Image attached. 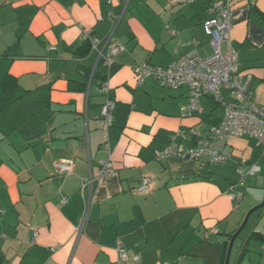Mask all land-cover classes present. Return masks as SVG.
<instances>
[{"label":"crops","instance_id":"0c3cea01","mask_svg":"<svg viewBox=\"0 0 264 264\" xmlns=\"http://www.w3.org/2000/svg\"><path fill=\"white\" fill-rule=\"evenodd\" d=\"M215 1L0 0L2 264H124L119 239L139 255L136 264L226 263L233 235L248 210L262 203L261 196L249 201L243 193L238 200L232 192L248 180L261 187L264 147L255 138L232 136L210 142L224 161H158L156 150L175 131L191 139L195 129L207 137L224 107L204 98V114L182 118L186 87L170 89L151 78L138 83L133 70L166 65L191 49L209 57L203 22ZM225 1L231 38L223 48L239 53L240 70L252 77L253 100L264 103V0ZM88 31L99 45L81 57L76 51ZM115 43L124 49L114 64L98 67L101 51ZM95 70L101 75L93 80ZM101 76L116 103L108 174L101 173L109 156ZM61 160L73 162L72 173L59 171ZM254 164L259 171L242 174ZM90 176L93 185L82 192ZM144 179L150 190L139 193ZM252 217L235 264L253 231L262 237L249 241L239 264H264V207Z\"/></svg>","mask_w":264,"mask_h":264},{"label":"built area","instance_id":"2783aa9c","mask_svg":"<svg viewBox=\"0 0 264 264\" xmlns=\"http://www.w3.org/2000/svg\"><path fill=\"white\" fill-rule=\"evenodd\" d=\"M113 0H108L112 2ZM196 0H171L175 4H193ZM212 16L203 22L205 33L211 37L212 54L202 58L196 49H191L179 58L166 65H154L144 63L133 68L138 83H143L147 78L155 80L159 85L170 89L186 87L188 100L180 107L182 118L204 114V98H211L215 103L224 107L223 116L218 123L212 124L207 137L198 135L195 129H191L190 137L182 130L175 131L167 145L156 150L155 157L161 161L169 156H177L182 159H199L207 156L213 161H224L225 156L211 148V140H223L228 137L255 138L264 147V103L253 100V91L250 89L251 75L240 70L239 53L229 45L223 48L225 42H230L231 6L229 1L217 0L211 7ZM90 38L92 47L98 48L99 40L94 39L90 32L84 34ZM110 41V40H109ZM108 41V42H109ZM53 49V47H52ZM123 45L111 44L107 52L101 51L100 58L107 67L114 64V57L122 52ZM100 91L106 95L102 107L103 145L108 152V157L101 161V173L108 174L112 171L111 147L108 131L114 123L116 103L110 96L107 82H102ZM59 171L72 173L73 162L61 160L57 163ZM260 170L257 165H252L248 171L242 170V174H255ZM92 176L82 180V192L87 187H92ZM243 181H241L242 184ZM150 190V181L144 179L137 187L139 193H147ZM234 199L241 200L243 192H232ZM38 235L35 229L34 237ZM209 236V233H206ZM116 251L118 259L124 264H136L140 257L131 254L122 240L117 241Z\"/></svg>","mask_w":264,"mask_h":264},{"label":"rangeland","instance_id":"374dc122","mask_svg":"<svg viewBox=\"0 0 264 264\" xmlns=\"http://www.w3.org/2000/svg\"><path fill=\"white\" fill-rule=\"evenodd\" d=\"M164 90H166V91H173V90H169V89H164ZM222 110H220V112H221ZM259 164L261 165V167H263V169H264V155H263V157L259 160ZM241 178V177H240ZM256 178V177H255ZM261 179V187H253L254 185H252V184H254V182L252 181V180H248L247 182H246V185L245 186H243L242 187V191H243V193H244V195H245V200L247 199V200H251V199H253V198H255V197H257V198H260V196L262 197V201H263V199H264V170H263V172L261 173V174H258V176H257V179ZM244 185V184H243ZM261 204V203H260ZM255 207H251L249 210H248V212L247 213H249L252 209H254ZM257 211H259V209L258 210H256V211H254L252 214H251V216H250V218H249V221H248V224L246 225V227L243 229V231L241 232V234L237 237V239L235 240V242H234V245H233V247H232V251H231V255H230V259H229V264H235V258H236V253H237V251H238V247L240 246V244H241V241H243L244 239H245V237H246V235L249 233V231L252 229L251 227V225H252V221H253V214L255 215V213H257ZM244 219H245V217H244ZM244 219H243V221H244ZM243 221H242V223H243Z\"/></svg>","mask_w":264,"mask_h":264},{"label":"trees","instance_id":"16d2710c","mask_svg":"<svg viewBox=\"0 0 264 264\" xmlns=\"http://www.w3.org/2000/svg\"><path fill=\"white\" fill-rule=\"evenodd\" d=\"M264 19V18H263ZM92 49V41H91V39L90 38H85V40L83 41V43L80 45V47L77 49V51H76V53H78L81 57H84L86 54H88V52L90 51ZM101 64H103V65H105L104 64V60L101 58V59H99V62H98V67H100L101 66ZM90 74H91V72H90V70H89V76H90ZM100 72L98 71L97 72V70H95L94 71V73H93V80L95 79V78H99L100 77ZM101 77H103V79L102 80H104L105 81V79H106V77L107 76H101ZM216 123H218L217 121H216ZM215 124V123H214ZM255 237H262V235L260 234V233H258V232H255V231H253V232H251L250 234H249V236H248V239L244 242V244H243V246H242V250H241V254H240V260H241V257L244 255V253L246 252V250L248 249V247H247V245H248V243H249V241H251L253 238H255ZM239 260V261H240ZM239 261H238V264H239ZM3 263V259L0 257V264H2Z\"/></svg>","mask_w":264,"mask_h":264},{"label":"water","instance_id":"95a60500","mask_svg":"<svg viewBox=\"0 0 264 264\" xmlns=\"http://www.w3.org/2000/svg\"><path fill=\"white\" fill-rule=\"evenodd\" d=\"M264 207V199L262 201V203L260 205H258L257 207H255L254 209H252L249 213H247V215L245 216V219L243 221V223L241 224V226L239 227V229L236 231V233L233 235L231 241H230V245H229V249H228V254H227V258H226V263L225 264H229V259H230V255H231V251H232V247L234 245L235 240L237 239V237L241 234V232L243 231V229L246 227V225L248 224L249 218L251 216V214Z\"/></svg>","mask_w":264,"mask_h":264}]
</instances>
